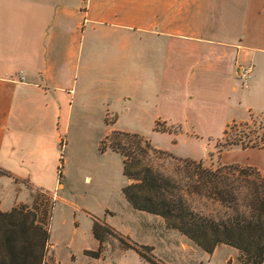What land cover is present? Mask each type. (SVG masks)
<instances>
[{
  "label": "crops",
  "instance_id": "crops-1",
  "mask_svg": "<svg viewBox=\"0 0 264 264\" xmlns=\"http://www.w3.org/2000/svg\"><path fill=\"white\" fill-rule=\"evenodd\" d=\"M250 115L264 116V0H0L2 211L59 190L88 217L99 203L95 238L116 215L108 124L177 127L152 131L154 148L200 160Z\"/></svg>",
  "mask_w": 264,
  "mask_h": 264
},
{
  "label": "rangeland",
  "instance_id": "rangeland-1",
  "mask_svg": "<svg viewBox=\"0 0 264 264\" xmlns=\"http://www.w3.org/2000/svg\"><path fill=\"white\" fill-rule=\"evenodd\" d=\"M94 127H96L94 137H97L99 128L104 130L105 126ZM107 128L141 135L153 148L155 146L150 140L152 131L179 132L177 127L169 128L157 121L154 124L151 121L131 123L126 117H121L115 124H108ZM94 137L87 139L88 152L94 142ZM117 138L113 140L117 141ZM119 139L125 144L128 142L124 138ZM103 142L106 144L104 148L110 145L107 140ZM140 148L145 150L143 144ZM154 149V152L143 156L145 161L181 186L187 182L185 169L187 160L200 162L202 168L213 171L222 166H237L236 171L232 169L226 174L236 182V187L242 188L251 182L264 186V174L256 167L247 164H229L232 162L247 163V161L264 163V116L250 115L246 120L236 123L228 130L226 136L223 135L221 140L214 143V149L200 160L180 158L159 148ZM113 158L111 163H108L110 166L106 167L108 168L106 175L108 182L112 184V194L108 201L112 209L116 211V215L112 219L114 226L110 229L103 221H101V226L97 223L100 226L98 233L103 235L104 246L101 247V255L97 259L87 256L85 252L82 254L81 251L82 249L90 251L97 244L96 238L91 235V226L92 220L101 218L99 203L89 202L91 204L88 206L91 208L87 209V213L91 218L75 208L71 209L62 204V191L59 190L55 192L57 194L55 198L38 191L32 202L15 206L34 208L46 215L45 223L49 231L47 260L50 264H104L110 261L113 264H242L239 261L238 250L227 245H219L212 253H206L179 231L168 227L162 217L133 209L127 204L122 193L123 187L131 182L123 175L122 157L118 155L117 161L115 157ZM43 191L49 193L47 190ZM1 194L3 207H7L13 200V192L8 186L2 190ZM186 199L191 208L203 215L217 217L231 211L204 195L190 194L186 196ZM237 202H243L242 193H238ZM127 205L130 208L129 213L126 210Z\"/></svg>",
  "mask_w": 264,
  "mask_h": 264
},
{
  "label": "trees",
  "instance_id": "trees-1",
  "mask_svg": "<svg viewBox=\"0 0 264 264\" xmlns=\"http://www.w3.org/2000/svg\"><path fill=\"white\" fill-rule=\"evenodd\" d=\"M233 126L235 123L227 126L224 136ZM117 137L126 139L127 144ZM107 141L109 149L122 157L123 175L131 180L122 193L133 209L162 217L168 227L179 231L206 253L227 245L238 250L242 264H263L264 186L251 182L236 187V182L226 174L232 169L236 171L237 166H222L213 171L192 160L185 162L187 182L181 186L145 161L143 156L155 149L141 135L113 131ZM102 144L104 150L106 144ZM141 144L145 150H141ZM238 193H242L243 202H237ZM190 194L204 195L231 211L217 217L203 215L188 204L186 196ZM45 222L46 215L34 208L18 206L9 211L0 210V264H50L49 231ZM99 228L95 222L93 233L102 243ZM85 254L97 259L101 246Z\"/></svg>",
  "mask_w": 264,
  "mask_h": 264
},
{
  "label": "built area",
  "instance_id": "built-area-1",
  "mask_svg": "<svg viewBox=\"0 0 264 264\" xmlns=\"http://www.w3.org/2000/svg\"><path fill=\"white\" fill-rule=\"evenodd\" d=\"M248 74H249V70H246V71H245V75L248 76ZM246 78H247V77H246ZM246 78H245V79H246ZM244 83H246V80L244 81Z\"/></svg>",
  "mask_w": 264,
  "mask_h": 264
}]
</instances>
